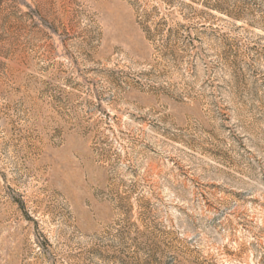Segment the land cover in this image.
Listing matches in <instances>:
<instances>
[{"label":"rangeland","instance_id":"1","mask_svg":"<svg viewBox=\"0 0 264 264\" xmlns=\"http://www.w3.org/2000/svg\"><path fill=\"white\" fill-rule=\"evenodd\" d=\"M0 264H264V0H0Z\"/></svg>","mask_w":264,"mask_h":264}]
</instances>
